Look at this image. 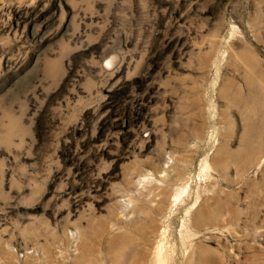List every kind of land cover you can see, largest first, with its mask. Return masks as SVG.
<instances>
[{"label":"rangeland","instance_id":"374dc122","mask_svg":"<svg viewBox=\"0 0 264 264\" xmlns=\"http://www.w3.org/2000/svg\"><path fill=\"white\" fill-rule=\"evenodd\" d=\"M205 260L264 264V0H0V264Z\"/></svg>","mask_w":264,"mask_h":264},{"label":"bare ground","instance_id":"6f19581e","mask_svg":"<svg viewBox=\"0 0 264 264\" xmlns=\"http://www.w3.org/2000/svg\"><path fill=\"white\" fill-rule=\"evenodd\" d=\"M253 134V136H255L257 139H259L260 138V135H261V133L259 132V133H257V132H253L252 133ZM138 255H139V257H138V260H141V259H143L144 258V255H143V253H141V252H138ZM205 264H208V262L205 260V262H204Z\"/></svg>","mask_w":264,"mask_h":264}]
</instances>
